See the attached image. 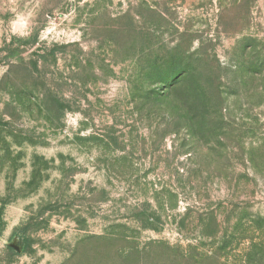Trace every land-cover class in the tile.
I'll use <instances>...</instances> for the list:
<instances>
[{
  "label": "rangeland",
  "instance_id": "rangeland-1",
  "mask_svg": "<svg viewBox=\"0 0 264 264\" xmlns=\"http://www.w3.org/2000/svg\"><path fill=\"white\" fill-rule=\"evenodd\" d=\"M0 264H264V0H0Z\"/></svg>",
  "mask_w": 264,
  "mask_h": 264
}]
</instances>
